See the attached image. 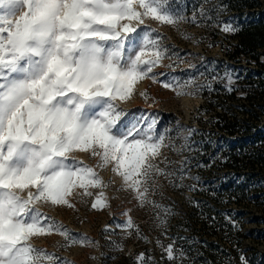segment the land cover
<instances>
[{
  "label": "snow or ice",
  "instance_id": "6c2138e0",
  "mask_svg": "<svg viewBox=\"0 0 264 264\" xmlns=\"http://www.w3.org/2000/svg\"><path fill=\"white\" fill-rule=\"evenodd\" d=\"M148 20L173 28L197 23L169 0H0V264H69L32 243L52 234L64 238L61 247L92 246L89 237L72 234L40 206L74 207V194L90 197V189L107 188L96 168L111 167L122 179L120 190L131 191L140 207L162 210L156 219L166 225L171 209L149 194L158 187L157 176L176 175L154 163L169 147L171 129H158L151 114L121 107L140 82H159L154 69L172 59ZM218 26L226 33L238 30L231 21ZM225 77L232 91L234 81ZM163 87L177 98L200 90L194 77H172ZM139 95L148 107L157 102L146 90ZM187 131L190 137L195 130ZM76 153L97 164H84ZM105 206L101 191L92 208ZM117 227L139 234L130 217ZM164 251L169 261L184 256L172 244ZM137 264H146L143 253Z\"/></svg>",
  "mask_w": 264,
  "mask_h": 264
},
{
  "label": "rangeland",
  "instance_id": "374dc122",
  "mask_svg": "<svg viewBox=\"0 0 264 264\" xmlns=\"http://www.w3.org/2000/svg\"><path fill=\"white\" fill-rule=\"evenodd\" d=\"M230 3L169 0L170 6L187 18L195 15L197 23L173 28L146 21L148 27L157 30L172 59L163 60L162 66L154 69L159 82L151 79L140 82L136 86L137 94L121 105L137 115L143 111L155 116L160 130L171 129L169 147L162 149L154 163L176 175L157 176L158 187L149 194L150 200L171 209L166 225H160L156 219L158 213L164 215L162 210L151 205L140 207L131 191L120 190L122 179L111 167L96 168L108 182L107 188L90 189L93 192L90 197L74 194L69 197L74 207L40 206L42 212L62 223L72 234L89 237L93 245L61 247L64 238L52 234L34 238L32 243L36 247L55 253L69 264H129L137 261L141 253L146 264H215L219 259L223 260L222 264H257L254 260L264 249V174L251 165L230 167L226 160L230 148L248 145L257 132H264V49L236 53L238 31L249 22L264 18V0H257L253 9L244 5L242 14L231 9ZM238 5L243 7L241 3ZM219 21H231L238 30L223 32ZM185 33L191 39H185ZM257 52L258 61L252 58ZM226 73L234 81L232 91H228ZM172 77L181 80L194 77L200 90L196 95L177 98L173 91L163 87ZM145 90L157 101L152 107L139 95ZM252 112L256 113L255 118ZM236 121L242 127H252L253 131L242 129L231 134L229 124ZM188 129L195 130L190 137ZM76 158L89 166L97 164L87 153H76ZM181 168L182 181L178 179ZM101 191L108 199V206L93 209L92 203ZM129 217L139 234L135 230L129 234L117 227ZM202 220L207 221L206 228L201 226ZM213 221H222L231 228L223 224L213 228ZM157 241L164 248L172 244L174 250L182 249L184 256L169 261ZM211 241L217 244V249L210 250ZM209 251L218 260L211 263Z\"/></svg>",
  "mask_w": 264,
  "mask_h": 264
},
{
  "label": "trees",
  "instance_id": "16d2710c",
  "mask_svg": "<svg viewBox=\"0 0 264 264\" xmlns=\"http://www.w3.org/2000/svg\"><path fill=\"white\" fill-rule=\"evenodd\" d=\"M230 1V8L233 10H236L239 14H242L244 5L249 8L253 9L257 5V0H228ZM239 3L243 4V7H238ZM245 7V8H246ZM238 41L239 44L236 47V53L238 54L239 52H255L256 49L262 48L264 49V18H261L258 21H251L240 31L237 33ZM260 54L257 52L254 54L252 57L253 59L258 61V56ZM253 118L256 117V113L254 114L252 112ZM244 129V131H253L252 127L246 128L240 126V124L236 121L234 123L229 124V132L231 134ZM226 165L230 167H244L247 165L255 166L259 168L263 174H264V132H257L254 135V138L252 142L248 145H243V146H234L230 148V152L228 155V159L226 160ZM200 224V223H199ZM213 225L211 227L216 228V225L223 224L224 226H227L228 228L231 226L224 224V222L220 221H213ZM207 221L201 222V226L203 228L207 227ZM210 227V226H209ZM231 234V232H229ZM238 235V234H237ZM238 244L241 243L240 239L237 237ZM208 246L210 247V250H215L217 249V244L214 241H211L208 243ZM211 259L209 261L211 263L215 262L216 257L213 252L209 251ZM130 260V259H129ZM198 262H202V260L198 259ZM238 261V259H236ZM223 260L221 261L220 259L215 263V264H222ZM129 264H137V261L134 260L132 262H129Z\"/></svg>",
  "mask_w": 264,
  "mask_h": 264
},
{
  "label": "built area",
  "instance_id": "2783aa9c",
  "mask_svg": "<svg viewBox=\"0 0 264 264\" xmlns=\"http://www.w3.org/2000/svg\"><path fill=\"white\" fill-rule=\"evenodd\" d=\"M260 253L257 254V258L254 260L257 264H264V249L259 251ZM252 260V259H249Z\"/></svg>",
  "mask_w": 264,
  "mask_h": 264
}]
</instances>
